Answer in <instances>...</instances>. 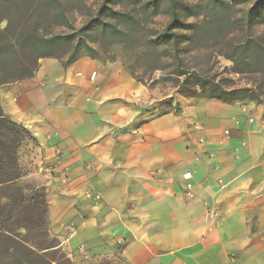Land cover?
Segmentation results:
<instances>
[{"label": "crops", "instance_id": "0c3cea01", "mask_svg": "<svg viewBox=\"0 0 264 264\" xmlns=\"http://www.w3.org/2000/svg\"><path fill=\"white\" fill-rule=\"evenodd\" d=\"M170 95L163 112L122 61L88 56L0 87L34 138L20 154L44 177L50 232L71 257L85 244L123 264H264V104Z\"/></svg>", "mask_w": 264, "mask_h": 264}, {"label": "trees", "instance_id": "16d2710c", "mask_svg": "<svg viewBox=\"0 0 264 264\" xmlns=\"http://www.w3.org/2000/svg\"><path fill=\"white\" fill-rule=\"evenodd\" d=\"M243 4L249 7L238 17L236 7ZM81 5L89 8L85 0H0V87L33 77L45 57L63 60L64 65L84 56L116 61L111 55L114 45H122L126 52L122 63L139 82L144 83L136 69L162 68L166 45L174 50L175 72L185 75L177 32L184 29L196 48L213 44L220 55L233 61L238 73L262 75L255 88L229 90L227 98H208L261 103L264 35L253 29L264 25V0H102L97 12L77 27L71 14L79 12ZM164 11L170 20L158 31L150 24ZM191 17L195 21H183ZM61 27L65 31L57 32ZM237 31L244 34L236 40L232 35ZM28 141H34L30 131L5 113L0 100V259L10 257L12 264H61V260L75 264L50 240L47 191L40 182L44 177L27 174L19 158ZM32 231H38L39 238L31 240Z\"/></svg>", "mask_w": 264, "mask_h": 264}, {"label": "rangeland", "instance_id": "374dc122", "mask_svg": "<svg viewBox=\"0 0 264 264\" xmlns=\"http://www.w3.org/2000/svg\"><path fill=\"white\" fill-rule=\"evenodd\" d=\"M88 9L84 8L82 5L79 6V12L71 14V20L74 24L79 27L86 19L91 15L95 14L102 2V0H85ZM193 1V0H189ZM83 7V8H82ZM121 8L122 6H118ZM249 4H243L236 7V15L242 17L245 15ZM170 20V15L167 11H164L157 15L150 26L158 31H161ZM184 22L190 23L195 21V18L184 19ZM5 23L2 24L4 26ZM57 32L65 31L64 28H57ZM180 37L179 51L178 54L182 59V69L185 71V75H179L176 73V67L174 64V50L170 45H166L165 49L166 57L163 60L162 68L154 71H146L144 68L136 69L137 76L140 77L144 83L153 89L156 94L162 98L161 102L158 103L159 107L163 109V112L168 111L170 104L173 103L172 95L170 94H180L184 97H197V98H208L211 95H220L223 97L225 93L229 90L240 89L244 87L255 88L258 82L261 81V74L245 73L241 74L235 70L234 63L229 58L222 56L218 52V48L213 44H210L203 48H196L187 37L190 32L184 29L177 30ZM244 31L234 32L232 37L240 39L243 37ZM253 33L264 35V25H259L253 29ZM115 55L119 61L125 58L126 52L122 45H114L112 47V54ZM257 89L255 93H257ZM227 98V96H225ZM249 100V99H248ZM251 101V100H249ZM260 101L264 104V94L260 95ZM255 102V101H254ZM259 103V102H256ZM174 106V105H173ZM174 108H179L177 105ZM22 150H19V158L21 164L24 166L25 172L32 173L37 170L34 166L28 163V160L24 158L23 153L20 154ZM40 182L45 184V180L42 179ZM48 233L50 240L54 241V244H58L57 238L50 232V225L48 224ZM22 233L26 231L22 229ZM40 233L38 231H32L29 238L32 240L39 238ZM117 244L121 246L123 241ZM61 253L66 254V256L75 264H98L103 260H113L114 257L102 256L97 253H92L91 250L87 249L85 244H81L78 248V255L73 257L69 256L70 251L63 250L62 247L59 248ZM79 256V257H77ZM119 264H123L118 261ZM61 264H65V260L60 261ZM0 264H12V259L10 257H3L0 259ZM53 264H56L54 262Z\"/></svg>", "mask_w": 264, "mask_h": 264}, {"label": "built area", "instance_id": "2783aa9c", "mask_svg": "<svg viewBox=\"0 0 264 264\" xmlns=\"http://www.w3.org/2000/svg\"><path fill=\"white\" fill-rule=\"evenodd\" d=\"M95 76H96V73H93L90 76V79L93 80L95 78ZM224 133L226 135H229L230 132H229L228 129H226L224 131ZM242 145H245V143H243ZM182 179H183V182H184V193H185V196L188 199L195 198L197 196L198 192H197V188H196V183L194 181L193 172L191 170L185 171L182 174ZM67 180H68V175L64 174L63 181L65 182ZM219 184H220L221 188L225 187V184L222 183V181H220ZM87 196L90 197V198H93L96 201H98L100 199V195L98 193L89 192L87 194ZM121 242H122V240H119V243H121Z\"/></svg>", "mask_w": 264, "mask_h": 264}]
</instances>
